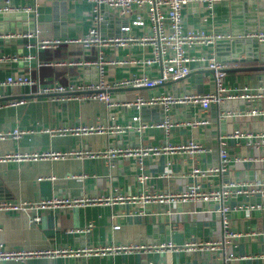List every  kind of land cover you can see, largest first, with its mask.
Listing matches in <instances>:
<instances>
[{
  "label": "crops",
  "instance_id": "obj_1",
  "mask_svg": "<svg viewBox=\"0 0 264 264\" xmlns=\"http://www.w3.org/2000/svg\"><path fill=\"white\" fill-rule=\"evenodd\" d=\"M3 2L0 0V7ZM11 2L44 11L38 16L22 14L20 18L0 14V56H34L30 62H0V79L26 74L37 78L42 86L96 85L100 78L99 60L136 61L151 56L150 47L139 45L106 46L99 50L82 44H62L57 48L39 49L37 53L35 49L28 50L26 40L3 37L37 28L43 39L83 38L93 24L94 2ZM36 17L39 21H35ZM133 18L134 13L120 18L117 12L105 11L99 30L103 35H114L122 24ZM149 25L146 19L144 27L133 26L132 33L138 36L150 33ZM182 26L184 30L221 34L225 38H244L264 31V0H222L211 11L203 4L191 3L182 10ZM258 44V61L237 60L226 65L235 69L227 71L224 81L230 92L237 94L245 88L264 86V43ZM188 54L194 58L218 57L214 44L192 47ZM80 62L92 64L84 66ZM190 69L187 77L177 81L153 88H111L108 94L113 102L133 103L138 98L181 97L214 90L212 72L203 63L193 61ZM102 73L105 84L112 87L131 76L158 78L160 66L103 64ZM33 94L27 87L1 91L0 103L8 105L0 107V131L19 129L25 133L17 141L0 140V157L30 153H79V156L0 161V200L35 205L59 199L78 204L21 212L0 211V245L10 251L86 252L55 258L0 259V264H214L228 253L235 257L232 264H264V197L233 195L228 198L224 205L231 211L226 215V225L218 214L221 202L200 198L177 203L145 200L147 196L181 194L191 187L207 194L231 183H264V143L257 142L255 137H229L236 130L252 136L264 133V99L225 100L208 109L194 104L136 109L108 108L103 101L83 99L75 94L65 100L62 95ZM135 116L139 117L140 124L154 126L137 131L132 121ZM165 118L173 123L169 130L155 126ZM195 119H207L209 124L196 128L187 124ZM114 125L132 128L122 133L90 135L59 132L68 127ZM222 141L226 143L230 162L225 171L219 172ZM189 142L200 144L202 150L197 153L165 151L146 156L124 154L125 150L160 149ZM118 150L122 154L110 155ZM194 169L205 175H194ZM245 203L260 205V208L237 209ZM34 218L38 220L33 221ZM89 224L92 227L87 231ZM227 232L233 237L226 239ZM192 241L220 244L212 251L157 250L161 244L182 246ZM112 246L137 248L110 254L87 253Z\"/></svg>",
  "mask_w": 264,
  "mask_h": 264
},
{
  "label": "built area",
  "instance_id": "obj_2",
  "mask_svg": "<svg viewBox=\"0 0 264 264\" xmlns=\"http://www.w3.org/2000/svg\"><path fill=\"white\" fill-rule=\"evenodd\" d=\"M93 6V24L89 28L87 34L83 38L79 39H43L39 36L40 31L34 28L29 31L18 33L15 35H5L4 39L9 38H21L27 41L25 47L35 49L36 53L39 49L57 48L62 44H82L85 47H97L99 50L101 47L106 46H128V45H139L143 47L151 48V56L143 58L141 60H118L103 62L98 61L97 66L100 70V78L96 85H70L69 87H63L58 85L53 86H42L37 78H33L26 74H16L7 76L4 79H0V98L2 97L1 91L6 88H24L27 87L31 90V94L37 95H62L63 100L70 99L72 95H80L83 99H93L103 101L108 108L111 107H135L141 109L143 107H152L161 105L168 107L172 105H183V104H194L200 105L202 109H208L212 104L220 105L225 100H245L248 102H254L257 100L264 99V86H260L252 89H243L240 93H232L224 86L225 77L227 75V66L220 62L216 56L210 57H199L194 58L188 54V49L195 46H209L213 45L217 40L224 39L225 37L221 34L206 33L204 31L184 30L182 26V10L191 3L203 4L205 9L211 11L213 5L222 0H92ZM35 6L27 5H15L11 0H4L0 7V14H17V15H28L35 13ZM105 11L117 12L120 18H126L134 13V18L131 21H126L119 27V30L114 35L106 36L103 35L99 26L102 21V14ZM148 20L150 33H144L141 36L132 33L133 26L144 27L145 20ZM244 37V36H243ZM244 38L256 39L259 43H264V31H257L255 33L247 34ZM34 59L32 55H13V56H0V62H30ZM101 59V58H100ZM199 61L203 63L208 70L212 72L214 81V90L205 94L189 93L181 97H174L170 95L157 96L152 98H138L133 103L125 102H113L109 96V89L111 88H122V87H145L153 88L164 84L167 81H177L187 77L190 72V64L193 61ZM64 64V63H60ZM84 66L92 64L90 62H80ZM103 64H141L150 65L158 64L160 66V75L158 78H148L144 75L131 76L124 80L115 83L112 87L105 84L102 78V65ZM34 90V91H33ZM33 92V93H32ZM33 94V95H34ZM69 94V95H68ZM72 94V95H71ZM67 95V96H65ZM32 96V95H31ZM77 97V96H76ZM79 98V97H78ZM8 105L0 103V107ZM255 115V112H251ZM137 131H142L145 128L153 127L154 125L140 124L139 117L135 116L132 118ZM189 126L196 128L198 126H204L209 124L207 119H195L187 123ZM169 130L173 123L165 118L159 125H155ZM131 125L112 127L102 126H76L68 127L62 131L63 134H74V135H90V134H103L107 132L122 133L126 130L131 129ZM25 132L19 129L12 131H0V140H19ZM230 138H256L257 142L264 143V133L261 135L252 136L250 134L244 135L239 131H233ZM219 158L220 167L217 171L222 172L226 170L230 160L226 150V143H219ZM202 150V146L196 142H189L185 145H166L163 148H148L138 149L135 152L125 150V155L139 154L140 156H146L149 153L158 155L160 152H180L188 151L195 152ZM120 153L121 150L110 152V155ZM101 154V153H98ZM104 154V153H103ZM79 156V153H30V154H16L6 155L0 157V161L6 160H45V159H60L66 156ZM93 156V154L91 153ZM215 171V172H217ZM194 175H202L205 173L198 169L193 170ZM41 179V178H40ZM233 195H242L249 197L252 195H259L264 197V183L257 181H249L245 183H231L221 187L220 190L211 191L207 194H200L196 187H191L184 193L181 194H170V195H159V196H147L146 201L157 200L158 202L173 201V202H184L187 199L200 198L204 201L212 200L215 202H221V208L218 210V214L221 218L223 225L227 224L226 215L230 212V208L224 205V202L232 197ZM76 203L75 201L53 199L52 201H42L35 205H27V203L11 202L0 200V211H13L21 212L26 211L30 208L45 209L54 205H70ZM78 204V202L76 203ZM260 208V205H249L244 204L239 206L237 209L254 210ZM38 220L34 218L33 221ZM92 227L91 224L87 226V231ZM119 227H114L118 229ZM233 237L230 232L226 233V239ZM217 241H192L182 246H175L172 244H161L158 245L157 250H171V251H205V250H216L218 248ZM137 247H120L112 246L105 249L96 251H87V253L94 252L99 254H110L117 253L123 250H130ZM86 251H10L4 249L0 245V259H27L31 257L48 256L55 258L59 255L62 256H79L81 253ZM235 257L233 254H223L214 264H232Z\"/></svg>",
  "mask_w": 264,
  "mask_h": 264
},
{
  "label": "water",
  "instance_id": "obj_3",
  "mask_svg": "<svg viewBox=\"0 0 264 264\" xmlns=\"http://www.w3.org/2000/svg\"><path fill=\"white\" fill-rule=\"evenodd\" d=\"M44 11V9L36 8L35 14L36 16L40 15ZM11 18H20V15H10ZM39 17L35 18V21H39ZM259 42L256 39L250 38H240V39H231L224 38L221 40H217L214 45L217 51V59L224 63L225 65L229 63H235L237 60L240 61H258L259 60ZM243 46V47H242ZM244 56V59H238V56ZM223 57V58H221ZM264 68V67H263ZM227 71H233L235 69L227 68ZM45 96V95H39ZM49 96V95H47ZM34 97V96H30ZM224 121V120H221Z\"/></svg>",
  "mask_w": 264,
  "mask_h": 264
}]
</instances>
